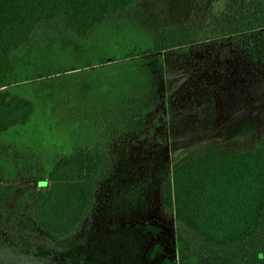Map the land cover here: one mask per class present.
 <instances>
[{
	"label": "trees",
	"instance_id": "obj_1",
	"mask_svg": "<svg viewBox=\"0 0 264 264\" xmlns=\"http://www.w3.org/2000/svg\"><path fill=\"white\" fill-rule=\"evenodd\" d=\"M141 4L151 46L99 64L145 57L154 95L100 119L96 140L45 175L33 158L9 154L16 173L0 166V264H264V0H184L171 10L164 0H0V133L33 113L7 88L11 54L41 24L65 17L85 38ZM241 130L248 139L232 141ZM114 182L134 193L132 221L105 207ZM119 225L137 230L139 260L108 245Z\"/></svg>",
	"mask_w": 264,
	"mask_h": 264
},
{
	"label": "rangeland",
	"instance_id": "obj_2",
	"mask_svg": "<svg viewBox=\"0 0 264 264\" xmlns=\"http://www.w3.org/2000/svg\"><path fill=\"white\" fill-rule=\"evenodd\" d=\"M164 1L171 10L184 0ZM144 7L98 24L85 38L75 34L65 17L43 23L25 47L11 54L16 82L7 91L31 101L34 109L26 125L0 133V166L9 178L16 173L9 154L33 158L30 163L45 175L57 157L96 140L100 119L133 111L154 95L156 71L145 57L99 64L101 59L121 58L151 46ZM247 139V130L232 137L236 143ZM132 194L115 182L105 190V207L112 218L133 220L137 209ZM119 227L112 237L106 236L108 245L115 244L126 259L133 253L139 260L145 245L137 230Z\"/></svg>",
	"mask_w": 264,
	"mask_h": 264
}]
</instances>
